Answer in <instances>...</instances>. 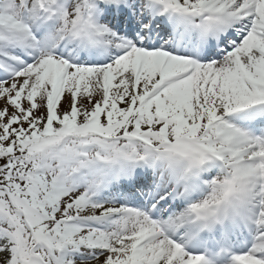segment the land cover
<instances>
[{
    "label": "snow or ice",
    "instance_id": "snow-or-ice-1",
    "mask_svg": "<svg viewBox=\"0 0 264 264\" xmlns=\"http://www.w3.org/2000/svg\"><path fill=\"white\" fill-rule=\"evenodd\" d=\"M0 264H264V0H0Z\"/></svg>",
    "mask_w": 264,
    "mask_h": 264
}]
</instances>
